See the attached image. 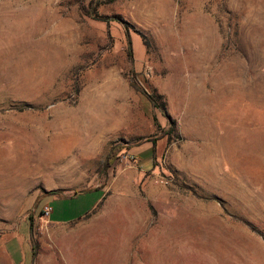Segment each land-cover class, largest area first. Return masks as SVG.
Instances as JSON below:
<instances>
[{
    "label": "rangeland",
    "instance_id": "1",
    "mask_svg": "<svg viewBox=\"0 0 264 264\" xmlns=\"http://www.w3.org/2000/svg\"><path fill=\"white\" fill-rule=\"evenodd\" d=\"M30 217L32 264H264V0H0L10 251Z\"/></svg>",
    "mask_w": 264,
    "mask_h": 264
},
{
    "label": "crops",
    "instance_id": "2",
    "mask_svg": "<svg viewBox=\"0 0 264 264\" xmlns=\"http://www.w3.org/2000/svg\"><path fill=\"white\" fill-rule=\"evenodd\" d=\"M46 206L47 205H45L44 207ZM53 213L54 211L52 210V212L50 213V216H52ZM55 223H61V222L56 221ZM30 234L31 232L26 238L20 240V254H18L15 251H10L8 247L6 246V241L10 240L11 238L8 240L0 238V254L2 255L6 254L13 264H32L33 263V250H32V245H31V240H30ZM13 255H15L16 257H14Z\"/></svg>",
    "mask_w": 264,
    "mask_h": 264
},
{
    "label": "built area",
    "instance_id": "3",
    "mask_svg": "<svg viewBox=\"0 0 264 264\" xmlns=\"http://www.w3.org/2000/svg\"><path fill=\"white\" fill-rule=\"evenodd\" d=\"M44 209H45L44 210L45 211V214L48 215V216H50V213L52 212V209L49 206H46Z\"/></svg>",
    "mask_w": 264,
    "mask_h": 264
},
{
    "label": "trees",
    "instance_id": "4",
    "mask_svg": "<svg viewBox=\"0 0 264 264\" xmlns=\"http://www.w3.org/2000/svg\"><path fill=\"white\" fill-rule=\"evenodd\" d=\"M111 161V159H110ZM31 220V223H30V232H31V235L33 233V229H34V224L32 223V217L29 218Z\"/></svg>",
    "mask_w": 264,
    "mask_h": 264
}]
</instances>
